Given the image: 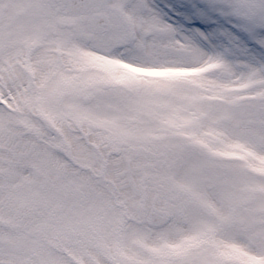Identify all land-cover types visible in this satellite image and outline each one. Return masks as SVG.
<instances>
[{
    "label": "snow or ice",
    "instance_id": "1",
    "mask_svg": "<svg viewBox=\"0 0 264 264\" xmlns=\"http://www.w3.org/2000/svg\"><path fill=\"white\" fill-rule=\"evenodd\" d=\"M0 264H264V0H0Z\"/></svg>",
    "mask_w": 264,
    "mask_h": 264
}]
</instances>
